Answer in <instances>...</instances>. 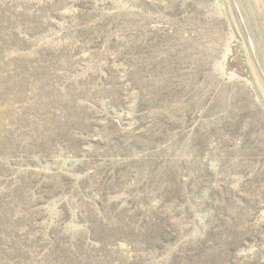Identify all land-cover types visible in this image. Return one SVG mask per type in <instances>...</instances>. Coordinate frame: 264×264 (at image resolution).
I'll return each instance as SVG.
<instances>
[{
    "label": "rangeland",
    "instance_id": "obj_1",
    "mask_svg": "<svg viewBox=\"0 0 264 264\" xmlns=\"http://www.w3.org/2000/svg\"><path fill=\"white\" fill-rule=\"evenodd\" d=\"M252 22L243 0H0V264H264Z\"/></svg>",
    "mask_w": 264,
    "mask_h": 264
},
{
    "label": "bare ground",
    "instance_id": "obj_2",
    "mask_svg": "<svg viewBox=\"0 0 264 264\" xmlns=\"http://www.w3.org/2000/svg\"><path fill=\"white\" fill-rule=\"evenodd\" d=\"M243 1L244 4H247L250 17L253 19L251 26L256 31V35L258 36V38L256 39L257 50L261 55V59L264 64V16H263L264 0H243ZM258 39L260 43L258 42ZM251 64H252V69L253 68L255 69L253 60ZM255 74L258 80L260 81V77L257 74L256 70H255Z\"/></svg>",
    "mask_w": 264,
    "mask_h": 264
}]
</instances>
